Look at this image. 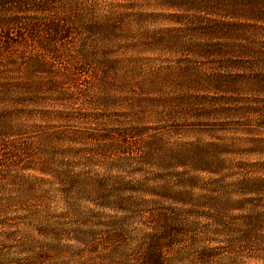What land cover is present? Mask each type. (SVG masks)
Returning <instances> with one entry per match:
<instances>
[{"label":"rangeland","instance_id":"rangeland-1","mask_svg":"<svg viewBox=\"0 0 264 264\" xmlns=\"http://www.w3.org/2000/svg\"><path fill=\"white\" fill-rule=\"evenodd\" d=\"M259 20H264V0H0V25L11 34L10 39L0 34V112L18 128L13 137H0V205L9 208L7 214L0 211V264H139L136 248L159 230L163 216L176 213L183 222L197 221L194 234L204 235L197 248L187 235L181 238V249L165 251L169 264H200L196 257L202 248L215 255L210 264H264L263 251L244 252L237 240L249 229L241 220L234 232L221 233L204 218L207 211H199L197 219L183 213L190 210L182 203L188 180H206L208 175H199L192 166L165 163L173 159L174 150H193L212 142L229 150L232 146L235 154L228 159L235 163L264 162V91L256 89L257 78L238 82L235 69L224 65L226 59L218 55L237 52L245 44L241 40L233 45L232 35L223 34L227 29L251 33L255 28L249 26ZM95 25L104 26L105 33ZM260 38L247 61L253 69L264 61V45L260 48L264 35ZM193 46L219 51L202 57L189 53ZM249 74L259 76L260 66ZM212 75L229 76V81L254 91L253 98L244 95L229 118L179 113L175 99L185 92L178 91L177 84ZM44 135L52 160L61 161L60 170L69 174L60 185L46 180L37 186L47 191L54 222L71 231L73 225L98 223L95 216L100 217V223L109 227L102 233H120V239L127 240L123 249L101 244L108 236H99L101 245L84 251L70 238L73 232L58 242L45 238L42 226L25 213L32 203L8 202L21 190L11 185L19 175L15 162L20 153L9 149L10 143L21 140L27 153L34 151L25 160L38 164L35 151ZM110 174L131 183L135 200L126 213L72 197L81 185L97 190L91 179ZM249 199L232 196L245 208L234 215L252 210ZM70 208L76 209L77 217L67 216ZM252 241L264 250V229Z\"/></svg>","mask_w":264,"mask_h":264},{"label":"trees","instance_id":"trees-1","mask_svg":"<svg viewBox=\"0 0 264 264\" xmlns=\"http://www.w3.org/2000/svg\"><path fill=\"white\" fill-rule=\"evenodd\" d=\"M262 24H264V20H259L252 26H249L255 28V30L252 29L251 33L246 32L248 29L233 30L232 27L227 29L223 34L225 36L232 35L231 37L235 40L233 45L241 40H245V44L240 46L242 49L238 48L237 52H232L230 54H221V52H219L218 55L226 59L224 65H230V69H235L237 77L234 78H236L238 82H246L253 78H257V83L260 84V86L256 85V89H262V91H264V61L254 66V69L253 67H248L250 63L247 62L251 50H253L251 54L252 58L254 49L258 48L255 47V45L262 41L260 38V35H264V27L261 26ZM95 28L102 29L103 33H105L104 26L98 27L95 25ZM106 28L112 27L108 26ZM215 30L218 34L221 32L220 27H217ZM0 34H3V37L6 39H10L11 34L9 30H4L1 25ZM241 34L244 35V38H240ZM158 41L159 40H154V42ZM263 45L264 43L260 45V48ZM4 47L8 49L7 45H4ZM208 48L209 49L204 51L196 47L194 48L193 46V48H190L191 50H189V53H196L202 57H212L219 51H215L211 46H208ZM259 66L260 75L251 77L249 73L254 72ZM228 77L229 76H224L220 79L212 75L207 76L208 79H203L201 77H197L198 80L189 78V80H184L182 83L177 84L178 91H183L185 93L175 99V101H178L176 110L181 114L182 112H186V114L189 112L191 115L196 114L199 115L198 117H203L204 119H211L213 116L219 115L224 118L233 116V113L238 111H233V106L242 104V97L244 95L248 96L247 98H253L254 91L245 90L247 89L246 87L239 85L237 81H229ZM2 88L3 85L0 84V89ZM160 91L157 93H160ZM262 94L264 95V92H262ZM165 95L167 96V93H165ZM255 103L256 100L254 99V104ZM11 123L12 119H10L9 116L7 117V114L5 115L0 112V137H13L14 134L12 135V133L18 131L17 126ZM43 138L45 140H40L41 146L38 145L35 151L37 155L40 156L38 164H28L25 160V155L32 158L34 151L27 153L26 147L21 140H14L10 143L12 148L9 149L20 153L19 158H16L15 162L16 166L20 168L19 175L12 178L11 185L20 187L21 190H19L16 196H11L8 202L18 205L24 201L32 203L25 213L30 214V216H32L31 218L34 219L38 225L42 226L44 229L43 236L45 238L49 237L48 239L58 242L62 237H69L67 236L69 232H73L74 235H71L70 238L78 244V249L80 251H84L87 248L90 249L93 245L100 246L101 244L110 245L117 250L123 249L124 245L122 244H125L127 240H121L120 238L123 237V235L120 233H118V235H114L112 231H104L102 233L103 230H107L109 227L106 226V224L100 223V221H102L100 217L95 216L98 223H94L93 225L90 223V226H77L75 228L73 225L74 230L71 231L65 229L63 223L54 222L57 219L51 217L50 208L48 206L50 200L46 196L47 194H45L47 191H39L37 186L43 185L44 183L46 184V180H49L48 183L52 186L56 184L60 185L64 177L69 174H63L60 170L59 166H61V161L52 160L51 146L44 145L46 141H49L48 137L44 135ZM53 139H55V136H52L51 140ZM233 149L232 146L231 150H229L228 146H225V144L219 145L218 143L212 142L202 147H200V145L195 146L193 150H174V152H171L172 155L170 156L173 159L165 163L177 162L180 163L182 167L187 166V168L192 166L193 171L199 175H201V173L208 175L206 180L200 177H192L188 180L187 191L183 195L184 200H182V203L189 206L190 210L183 213L189 212L193 219H197L200 215L198 214L199 211H207L204 218L208 223L212 224L215 230L221 233L234 232L237 221L241 220L243 225L249 229L240 234L237 240L242 242L244 246L243 249L245 250L244 252L248 253L254 249L255 255H259V253H261V251L264 252V250L256 248L252 239L255 237V234H257V231L264 229V206L261 204L264 202V162L255 163L253 165H248L244 162H239L240 164L235 163L234 159H228V156H234L235 153ZM11 157L13 158V155H11ZM71 162L74 166L78 167L79 164L77 162ZM21 171H31L35 174H41L43 177L34 175L26 176L24 173L21 176ZM0 177H3V175ZM32 177H36V179H32ZM39 178H43L44 180ZM91 182L93 187L97 190H93V192L92 190L88 191V187L81 185L80 191L74 193L72 197L75 199L74 196H76V198L88 201V203L95 204L102 209H116L121 210L123 213L128 211L126 207L131 206L135 200L132 196L134 191L129 188L131 183L120 182L119 178H115L113 174H110L106 178H93ZM65 185L68 186L69 183ZM233 195L250 197L246 202L251 205L252 210L248 212V214L242 213L234 215L235 212H244L245 208L242 203L232 201ZM72 207L75 208L76 205ZM261 209H263V211H261ZM0 211L7 214L9 208L4 207L1 203ZM75 211L76 209L70 208L67 210V216L71 218L77 217L78 214ZM179 217H181V215L176 213L173 217L163 216L160 219L159 230L155 234L149 235V237L136 248L134 256L137 257L139 264H169L165 258L164 252L172 251L176 248L181 249L180 246H183L181 238L187 235L190 237L191 245L197 248L196 244L199 243V238L204 235L200 233L194 234V232L197 231V223L195 224L197 221L188 220L183 222ZM99 236L108 237L101 243V241L98 240ZM257 236L260 238L258 239L257 237L258 241H262V237L259 233ZM44 248L40 250L43 251ZM235 248L240 250V247ZM80 255L81 254L78 256ZM262 257H264V254H262ZM177 258H183V253H177ZM196 258L199 260L200 264H210L213 258H215V255L212 253L211 249L202 248L200 251L198 250V256ZM123 264L127 263L123 261Z\"/></svg>","mask_w":264,"mask_h":264}]
</instances>
